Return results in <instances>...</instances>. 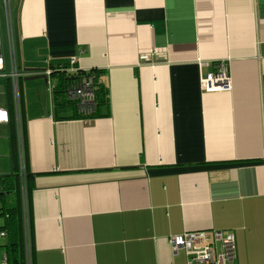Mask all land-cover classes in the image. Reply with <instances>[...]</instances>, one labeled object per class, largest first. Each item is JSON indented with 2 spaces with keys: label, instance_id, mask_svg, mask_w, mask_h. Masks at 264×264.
Here are the masks:
<instances>
[{
  "label": "crops",
  "instance_id": "obj_1",
  "mask_svg": "<svg viewBox=\"0 0 264 264\" xmlns=\"http://www.w3.org/2000/svg\"><path fill=\"white\" fill-rule=\"evenodd\" d=\"M13 20L21 108L0 79V175L28 174L23 264H188L170 238L197 231L264 264V0H15ZM221 62L231 90L204 92ZM66 64L101 74L103 117L62 104Z\"/></svg>",
  "mask_w": 264,
  "mask_h": 264
},
{
  "label": "built area",
  "instance_id": "obj_2",
  "mask_svg": "<svg viewBox=\"0 0 264 264\" xmlns=\"http://www.w3.org/2000/svg\"><path fill=\"white\" fill-rule=\"evenodd\" d=\"M5 7V25L9 46V56L11 62V71L5 74V64L2 56V40L0 31V79L5 78L10 81L12 99L14 101V113L20 114L21 92L20 82L22 75L20 74L15 58V36H14V20L12 0H2ZM67 75L72 78L68 84L65 95L68 101L75 104L78 111L82 115H90L96 111L95 87L91 77H81L78 70L68 68ZM50 74V72H49ZM202 89L206 93H216L230 91L232 88V79L229 74L228 65L221 62L212 69V72L202 78ZM11 120L10 111L0 108V124H9ZM17 123H19L17 121ZM22 190L26 189V181L28 174L21 166L18 171ZM24 231L26 244L30 242L29 237V221L24 218ZM7 238L4 231H0V240ZM29 241V242H28ZM170 244L174 252L185 251L188 264H232L236 259V243L235 238L230 233L222 231L204 232H186L184 234L172 236ZM27 264H31L30 251L26 252ZM0 264H8V257L5 254Z\"/></svg>",
  "mask_w": 264,
  "mask_h": 264
},
{
  "label": "trees",
  "instance_id": "obj_3",
  "mask_svg": "<svg viewBox=\"0 0 264 264\" xmlns=\"http://www.w3.org/2000/svg\"><path fill=\"white\" fill-rule=\"evenodd\" d=\"M68 65H60L57 68V72L53 73L58 75L59 79L57 85L59 90L57 95L62 96V104L74 105V103L65 100L63 94L71 78L66 75ZM55 69V68H54ZM78 75L81 77L87 76L93 78L95 87V101H96V111L90 115H82L79 113L77 107L74 105L76 114L78 118H99L103 117L104 114L101 112L108 108L109 106V96L106 86L100 81L101 74L96 71L82 72L79 71ZM58 98V97H57ZM14 118L10 120V124H14ZM20 180L18 173H13L11 175L2 176L0 175V199H7L10 195L12 196L11 204L5 203L0 209V217L4 219L3 224L0 225V231H4L8 238V243L5 246L8 257V264H23L22 252H23V232H22V211H21V201H20Z\"/></svg>",
  "mask_w": 264,
  "mask_h": 264
},
{
  "label": "rangeland",
  "instance_id": "obj_4",
  "mask_svg": "<svg viewBox=\"0 0 264 264\" xmlns=\"http://www.w3.org/2000/svg\"><path fill=\"white\" fill-rule=\"evenodd\" d=\"M15 0H12V8L14 5ZM0 31H1V40H2V56L4 60V64H9V46H8V39L6 34V25H5V7L3 1L0 0ZM1 207V205H0ZM3 221L4 219L1 218ZM3 221L0 220V225L3 224ZM5 251V248L0 247V262L2 259V252Z\"/></svg>",
  "mask_w": 264,
  "mask_h": 264
},
{
  "label": "water",
  "instance_id": "obj_5",
  "mask_svg": "<svg viewBox=\"0 0 264 264\" xmlns=\"http://www.w3.org/2000/svg\"><path fill=\"white\" fill-rule=\"evenodd\" d=\"M43 78L42 76H39V77H29V78H26L27 81H31V80H36V79H41ZM72 80V78H71Z\"/></svg>",
  "mask_w": 264,
  "mask_h": 264
}]
</instances>
